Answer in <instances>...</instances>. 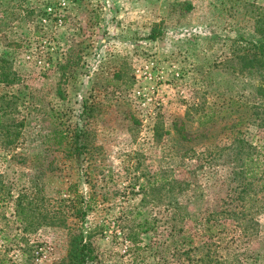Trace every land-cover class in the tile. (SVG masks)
Segmentation results:
<instances>
[{
    "label": "rangeland",
    "instance_id": "obj_1",
    "mask_svg": "<svg viewBox=\"0 0 264 264\" xmlns=\"http://www.w3.org/2000/svg\"><path fill=\"white\" fill-rule=\"evenodd\" d=\"M0 25V53L20 77L0 92L19 95L25 121L17 157L0 148L14 195L0 204V264H66L80 231L94 247L88 264H203L194 245L213 178L184 154L228 145L240 117L250 124L237 129L263 143L262 73L242 59L246 42L264 44V0H0ZM204 115L218 122L212 142L193 139ZM157 124L170 132L159 141ZM77 130L89 145L80 157L60 139ZM250 247L235 262L211 245L212 262L264 264V245Z\"/></svg>",
    "mask_w": 264,
    "mask_h": 264
},
{
    "label": "trees",
    "instance_id": "obj_2",
    "mask_svg": "<svg viewBox=\"0 0 264 264\" xmlns=\"http://www.w3.org/2000/svg\"><path fill=\"white\" fill-rule=\"evenodd\" d=\"M2 29L3 27L0 25V34ZM149 37L155 39V34L151 33ZM244 48L247 53L252 52V58L245 55L242 59L245 68L255 60L256 67L261 69L262 75L256 92L261 99H264V44L257 45L246 42ZM19 80V74L13 69V62L9 56L0 53V89L2 86H13ZM19 102L18 94L8 95L0 92V148H3L7 155L9 154V160L17 157L14 149L22 139V128L25 126L24 119L19 120L17 117ZM225 108L222 107V112L225 111ZM249 108L252 107L247 106V109ZM260 108L264 112V100ZM203 118L198 121L197 127L203 129V132L200 131L193 139L202 143L212 142V139L217 136V132L213 131H215L214 127L218 122L213 115H204ZM241 124H250V121L248 118L240 117L238 122L230 127L231 136L226 137L228 145L221 148L214 146L212 151L206 153L205 157L201 154H194V151H192V155L184 154V156H189V159L194 158L197 162L204 159L199 165V169L204 168V164H207V168H211L208 179L213 178L209 187L211 197L206 201L202 216L197 221L202 235L194 245L195 251L200 255L198 262L203 264H208V259L210 264H219L214 259V263L212 262L211 245L223 244L229 260L235 262L240 261V257L245 254L244 249L248 250L251 248L250 246L256 244L264 245L262 237L264 225L261 221L264 216V139L261 146L254 147L248 137L237 129ZM172 126L178 140L186 143L191 141L186 136L188 130L183 121H175ZM259 128L264 129V121ZM169 133V130H163L158 124L154 126L153 137L156 141H159L163 134ZM60 139H67V145H70L71 148L74 147L77 157L85 154L89 146L86 142V135L81 130L75 131L69 137L61 135ZM212 167L215 168L212 169ZM220 169L225 170V173ZM13 196L11 188L3 183L0 175V204L3 206L8 200L13 199ZM23 199L22 194L14 199L15 213L19 221L25 220V218L20 219L22 215L27 217L26 208L22 203ZM84 206V211V207L80 209L82 222H84L86 210L90 205L85 203ZM175 219L170 218L169 222H175ZM155 223V219L145 218V233L154 231ZM131 240L135 241L136 239L132 236ZM184 242H187L186 239ZM187 250L189 249L187 248L184 252H188ZM247 255L248 253H246ZM255 255L256 253L253 252L250 257ZM93 259L94 247L88 234L80 231L72 236L68 245L66 264H88Z\"/></svg>",
    "mask_w": 264,
    "mask_h": 264
}]
</instances>
